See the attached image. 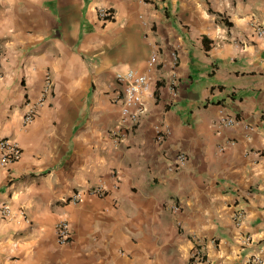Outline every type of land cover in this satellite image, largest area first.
Here are the masks:
<instances>
[{
    "label": "crops",
    "instance_id": "0c3cea01",
    "mask_svg": "<svg viewBox=\"0 0 264 264\" xmlns=\"http://www.w3.org/2000/svg\"><path fill=\"white\" fill-rule=\"evenodd\" d=\"M257 26L264 0H0V139L21 149L0 165V210L11 211L0 215V264L264 263ZM154 52L149 114L114 143L115 74L145 72ZM46 74L50 93L25 124ZM178 152L187 160L175 171ZM99 185L105 195L88 194ZM60 220L72 229L62 245Z\"/></svg>",
    "mask_w": 264,
    "mask_h": 264
},
{
    "label": "built area",
    "instance_id": "2783aa9c",
    "mask_svg": "<svg viewBox=\"0 0 264 264\" xmlns=\"http://www.w3.org/2000/svg\"><path fill=\"white\" fill-rule=\"evenodd\" d=\"M97 16L99 21L102 23L108 22L113 17V12L109 8L98 9ZM256 34L258 37L264 39V30L257 26ZM1 50V44H0ZM159 54L156 52L151 53L146 63V71L138 72L134 69L126 70L125 72H117L115 74V80L119 87L116 102L118 103L119 118L117 127L112 130L111 136L114 143L121 142L127 133L135 127L141 119L149 114L148 100L154 98V80L151 73L156 71L158 68ZM177 64V55L175 52L171 53V65L175 68ZM175 73L172 71L170 80H168V89L173 98H176L178 80ZM50 78L46 74L44 86L41 91V100L34 104H28V109L23 116V122L25 124L30 123L37 115V109L44 101L45 97L50 93ZM170 104L169 102L167 105ZM221 124L224 126H232L235 124V120L231 117H222ZM159 132V128L156 130ZM0 165L6 166L17 161L21 156V149L17 143L12 142L8 139H0ZM187 160V156L183 152H178L175 156L173 163V169L175 171L180 170ZM88 194L93 196L102 197L105 195V189L102 185L94 187L88 191ZM82 199V194L79 191L73 193L66 202L77 203ZM177 211L178 207H174ZM1 217H9L11 211L7 206H3L0 210ZM242 214L236 213L234 216V223L239 225L241 223ZM55 237L58 244L62 245L68 243L72 238V229L66 220H60L55 226ZM246 245L250 243V239L247 237L243 241ZM193 257H200V249L192 251ZM248 263L250 264H264L263 261L257 256L249 258Z\"/></svg>",
    "mask_w": 264,
    "mask_h": 264
}]
</instances>
